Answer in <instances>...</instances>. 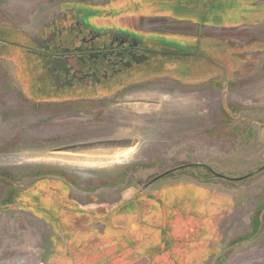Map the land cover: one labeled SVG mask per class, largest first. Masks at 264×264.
<instances>
[{
    "label": "rangeland",
    "instance_id": "1",
    "mask_svg": "<svg viewBox=\"0 0 264 264\" xmlns=\"http://www.w3.org/2000/svg\"><path fill=\"white\" fill-rule=\"evenodd\" d=\"M61 1L0 0V264H264V0H76L154 50L84 93L25 49Z\"/></svg>",
    "mask_w": 264,
    "mask_h": 264
},
{
    "label": "flooded vegetation",
    "instance_id": "2",
    "mask_svg": "<svg viewBox=\"0 0 264 264\" xmlns=\"http://www.w3.org/2000/svg\"><path fill=\"white\" fill-rule=\"evenodd\" d=\"M84 4L76 0L59 2L54 10L51 8L48 22L41 29L45 34L36 30L31 36L37 45L25 47L43 61L47 74L44 78L54 89L101 91L137 71L154 51L122 30L89 23ZM53 60L55 68L51 73Z\"/></svg>",
    "mask_w": 264,
    "mask_h": 264
},
{
    "label": "bare ground",
    "instance_id": "3",
    "mask_svg": "<svg viewBox=\"0 0 264 264\" xmlns=\"http://www.w3.org/2000/svg\"><path fill=\"white\" fill-rule=\"evenodd\" d=\"M128 135H123V137L122 138H118L116 135H112V134H110V138H108V139H103V140H91V141H89V142H86V143H79V144H75V145H77V147H83L82 145H85V146H91V145H94V146H98V144H103V146H106V148H107V150H111V147H113V146H117V145H119V144H123V142H126V141H128V140H125L124 138L125 137H127ZM133 137V138H132ZM131 139L129 140V141H138V139H139V135H136V136H134V135H131V137H130ZM133 143V142H132ZM69 148V147H68ZM103 152H105V151H103V150H99V153H102L103 154ZM108 152V151H107ZM106 152V153H107ZM100 156V155H99ZM77 164H82L83 162L82 161H75ZM75 165V164H74Z\"/></svg>",
    "mask_w": 264,
    "mask_h": 264
},
{
    "label": "crops",
    "instance_id": "4",
    "mask_svg": "<svg viewBox=\"0 0 264 264\" xmlns=\"http://www.w3.org/2000/svg\"><path fill=\"white\" fill-rule=\"evenodd\" d=\"M258 92H254L253 95L258 97L259 99L264 100V84L262 85L261 88H258Z\"/></svg>",
    "mask_w": 264,
    "mask_h": 264
},
{
    "label": "water",
    "instance_id": "5",
    "mask_svg": "<svg viewBox=\"0 0 264 264\" xmlns=\"http://www.w3.org/2000/svg\"><path fill=\"white\" fill-rule=\"evenodd\" d=\"M55 68V60L52 61L51 66L49 67V71L52 73L53 69ZM57 86H58V78L57 76L54 78Z\"/></svg>",
    "mask_w": 264,
    "mask_h": 264
}]
</instances>
